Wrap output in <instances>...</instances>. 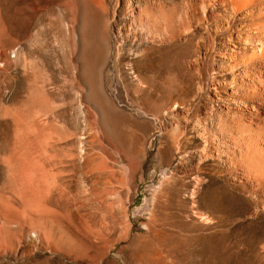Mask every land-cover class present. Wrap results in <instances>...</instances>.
Masks as SVG:
<instances>
[{
  "label": "rangeland",
  "instance_id": "374dc122",
  "mask_svg": "<svg viewBox=\"0 0 264 264\" xmlns=\"http://www.w3.org/2000/svg\"><path fill=\"white\" fill-rule=\"evenodd\" d=\"M99 1L110 8L108 10L104 5L106 10L111 11L117 6L119 11L113 24V31L110 32L111 58L104 67L105 91L109 100L112 99L110 102L115 110L114 112L112 107L113 113H106L105 118L107 122L111 121L108 123L117 137H122L116 140L104 133L97 109L84 101L87 89L80 80L75 57L76 29L80 19L85 22L83 29L85 28L86 38L88 37L89 41L94 40L89 24L95 17L92 10L100 8L99 5L103 7ZM140 1L144 7L141 11L143 18L149 20L153 18L152 21L167 19L182 23L185 0ZM115 2L116 0H0V264H150V260L151 264L153 262L156 264L158 260L157 264L160 262L166 264V261L168 264H263L260 246L264 241V213L257 215L256 219H248L247 214L252 212L253 202L239 186L232 185L226 165L218 162L210 153L215 127L214 116H210L209 113L211 109L213 112L216 109L211 91L212 72L216 66L210 49L212 28L197 30L184 38L186 41L179 38L180 41H171L172 43L168 41L162 45L149 41L145 43L139 39L144 36V31L131 20L134 0H126L127 5L120 6ZM118 29L123 32L126 29L130 30L126 36L128 38L121 44L114 35ZM74 36L76 39H73ZM206 38L209 42L197 65L194 60L197 55L196 47H199L201 41L207 40ZM130 50L134 54L129 55ZM117 53L120 54V58L115 63ZM86 54L88 55L84 52L85 56ZM41 63L45 66H42L43 70L49 69L46 74L50 79H54L52 81L55 86H49L47 89L51 95L40 101L36 83L44 73L42 69L40 70L42 72L38 71ZM88 64V70L92 72L94 62L87 60ZM221 96L226 97L224 92H221ZM174 103L179 104L178 107L175 106V111ZM183 111L184 113L188 111L185 116L181 114ZM197 118H200V121ZM43 125L46 128L43 127L44 130ZM130 126L133 132L129 131L130 128L128 130ZM175 126H178L176 131L179 129L181 131H173ZM88 128H91L89 132ZM150 131H153L152 134ZM45 133L51 134L48 135L52 137L48 139ZM94 133L95 139H99L94 140L96 143L89 141L93 140ZM177 133L181 134V138L180 135L178 139L175 137ZM172 134H175L177 142ZM43 136L47 137L46 140ZM143 137L148 140H145L147 144L143 148L146 154L139 160L132 154L131 149L139 148V142ZM42 139L46 143L51 139L50 145L44 143L48 145H44L46 150L48 148L46 155L52 157L47 161L52 159L56 162L53 158H57L60 159L57 162H64L75 156V161L73 158L69 159L70 162L67 161L71 166L64 162L65 174L68 173V176L63 174L72 184L70 194L73 196L68 194L71 197L60 200V205H56V208L46 204L49 209L46 207L45 213L42 203L37 204L41 206L39 208L41 211L36 205L40 204L38 200L36 202V198L39 199L36 197L38 195L36 161L39 160L36 151L39 145H42L39 143L44 142ZM132 139L135 143L131 142ZM87 141L94 143L95 146L86 143ZM97 141H101V145L99 142L97 144ZM125 142L133 143V147L131 145L132 148H128ZM51 145L58 153L52 150ZM98 145L103 146L105 151L103 152L100 146L99 151ZM57 147L64 151L56 150ZM179 150H184L185 153ZM68 151L70 155L72 151L73 155L67 157ZM65 152L67 158L63 160ZM130 157H135V161L138 162L136 163L133 158L130 160ZM72 164H75V169H72ZM96 166V172L101 170L105 174H99L102 175L99 182L104 183L101 185L98 182V190L102 193L100 191L97 195L89 192L90 188L86 183ZM106 166L113 169L112 172L109 171L110 168L107 171L113 175L115 172L113 179L116 180L112 179L113 175L107 176L111 173L105 172ZM81 172H84L83 177ZM88 175L90 176L87 177ZM106 176L113 180L110 179L108 185L105 183L108 181ZM112 182L113 187L109 186ZM104 184L111 187V191ZM104 186L108 190L107 193L105 188V192L102 189ZM87 187L89 189H86ZM83 188L88 190L89 194L86 191L83 194ZM193 189L197 191H193L194 194ZM109 192L111 194L108 196ZM101 194H104L102 198L99 196ZM100 199L105 201L101 202ZM104 203L106 204L103 205ZM234 209L238 210L237 214L234 213ZM155 218L156 221L153 220L155 222L151 221ZM164 218L168 220L164 221ZM152 223L158 225L154 224L156 226L154 228ZM162 227L164 228L161 229ZM157 229L159 234L156 232ZM160 232H163V237ZM165 250L167 252L164 253ZM162 253L165 258L162 257ZM149 254L150 256H147ZM158 255L161 258L157 257Z\"/></svg>",
  "mask_w": 264,
  "mask_h": 264
},
{
  "label": "bare ground",
  "instance_id": "6f19581e",
  "mask_svg": "<svg viewBox=\"0 0 264 264\" xmlns=\"http://www.w3.org/2000/svg\"><path fill=\"white\" fill-rule=\"evenodd\" d=\"M105 1V0H104ZM143 1V0H142ZM183 1V0H182ZM66 2V1H65ZM68 2V1H67ZM73 2V1H72ZM89 2V1H88ZM94 2V1H93ZM96 2V1H95ZM101 4V1H99ZM118 6L120 5H124L126 4V0H116ZM115 2V3H116ZM70 4V2H68ZM75 5L77 4L76 2H74ZM73 3V4H74ZM83 3V2H82ZM87 3V2H85ZM84 3V4H85ZM114 3V4H115ZM66 4V3H63ZM92 4V3H90ZM97 4V3H96ZM103 7H101L99 5L100 8H96L93 13H95V17L94 20H92L89 24L91 25L90 30H92L93 32V41L92 40H88L86 38L84 29H83V25H84V21L82 19H80L79 25L77 26L76 29V37H77V41H75L77 43V52L75 57H76V61L78 62V67H79V77L81 82L83 83V85L86 86V94L84 96V101L87 104H91L92 106H94L97 109V112L99 113V116L101 118V124H102V129L104 131V133H106L108 136H110L112 139L116 140L117 138V134L115 133V131L112 129V127L109 125V123L111 122H107L105 115L106 113L112 112V102H110L111 100H109L107 93L105 91V86H104V67L106 66L107 62L109 61L110 54H111V47H110V32L113 31V24L114 21L117 17V13L119 12L117 10V6H115L116 8L113 9L114 7H112L113 10H110V8H108L106 6V4H104V2L102 3ZM101 4V5H102ZM113 4V5H114ZM154 4V3H153ZM152 4V5H153ZM181 4V3H180ZM52 5V4H51ZM60 5V4H59ZM86 5V4H85ZM106 6V8L108 10H106L104 7ZM110 5V4H109ZM112 5V4H111ZM127 5V4H126ZM129 5V4H128ZM133 8H132V22L133 24H137L138 27L144 31V36L139 37V39L142 42H154V43H164V42H171V41H177L179 40V38H183V40H185L184 38H186L187 36L191 35L193 32L197 31V30H202L205 29L206 27L208 28H212L211 30V45L210 49L212 52V57H213V61L215 62L216 66H215V71L212 72L213 74V81L211 80V91H213V100L215 101L216 104V109H215V113L213 112V109H211L212 113L210 112L209 115L210 116H214V127H215V133H214V142L211 145V152L213 157H215L217 159L218 162H223L224 165H226L229 174H230V181H232V185L233 186H239L241 188V190L251 199V201L253 202V209L252 212L247 214V217L249 220H252L253 218H255L257 215L259 214H263L264 213V0H185V4H183L185 6L184 12H183V16H182V23L180 24L178 21H174V20H167V19H163V20H157V21H152L146 18H143L142 15V9L144 8L141 1L140 0H134L133 2ZM131 5V6H132ZM150 5V4H148ZM160 5V4H159ZM172 5V4H171ZM175 4H173L172 6H174ZM182 5V6H183ZM49 6V5H48ZM46 6V7H48ZM92 6V5H91ZM90 6V7H91ZM97 6V5H96ZM156 6V5H155ZM158 6V4H157ZM165 6V5H164ZM169 6V5H168ZM177 6V5H176ZM181 6V5H179ZM53 8V7H52ZM65 8V7H64ZM67 8V6H66ZM65 8V9H66ZM70 8V6L68 7ZM85 8V6H84ZM64 9V10H65ZM121 9V8H120ZM167 9V8H166ZM78 10V8H77ZM76 10V11H77ZM151 10V9H150ZM160 10V8H159ZM168 10V9H167ZM171 10V9H170ZM181 10V8L179 9ZM43 11V10H42ZM49 11V8H48ZM53 11V10H52ZM51 11L52 15L53 12ZM70 11V9H69ZM72 11V10H71ZM70 11V12H71ZM74 11V9H73ZM47 12V11H46ZM85 12V11H84ZM129 12V11H128ZM45 13V11H44ZM49 13V12H48ZM50 13V16H51ZM74 13V12H73ZM77 13V12H76ZM122 13V12H121ZM167 13V12H166ZM171 13V12H170ZM176 13V12H175ZM179 13V12H178ZM87 14V13H86ZM147 14V13H146ZM182 14V13H181ZM46 15V14H44ZM76 15V14H75ZM74 15V16H75ZM78 15V14H77ZM150 15V14H149ZM158 15V14H157ZM180 15V14H179ZM90 16V15H89ZM153 16V15H151ZM169 16V15H168ZM181 16V15H180ZM46 17V16H44ZM49 17V16H48ZM47 17V18H48ZM76 17V16H75ZM87 17V16H86ZM162 17V16H161ZM43 18V17H41ZM71 18V17H70ZM130 18V17H129ZM84 19V17H83ZM91 19V18H90ZM56 21V20H55ZM90 21V20H89ZM2 22V21H1ZM58 22V20H57ZM73 22V21H72ZM75 23V22H74ZM73 23V24H74ZM179 23V24H178ZM50 24V23H49ZM131 25V24H130ZM129 25V26H130ZM136 26V25H135ZM75 27V26H74ZM72 28V27H71ZM89 28V27H88ZM87 28V29H88ZM74 29V28H73ZM137 30V29H136ZM135 30V31H136ZM74 31V30H73ZM134 31V29H133ZM75 32V31H74ZM130 30L128 31L126 29V31L123 32V30L118 29L115 30V36L117 38V40L120 42L119 44H121L123 42V40L127 39L128 34H129ZM138 32V31H137ZM132 33V32H131ZM88 34V31L87 33ZM91 34V33H90ZM141 34V33H140ZM91 35V36H92ZM131 35V34H130ZM129 35V36H130ZM143 35V34H142ZM75 37V36H74ZM73 38V39H76ZM90 37V36H89ZM195 37V36H194ZM194 37H192L194 39ZM207 40H203L201 41L202 43L199 45V47H196V53L197 55L195 56L196 60V64L199 61V59L202 57V53L206 51V47L208 45V38H206ZM187 40V39H186ZM185 40V41H186ZM191 40V39H190ZM180 41V40H179ZM182 42V41H181ZM172 43V42H171ZM190 43V42H189ZM148 44V43H147ZM168 44V43H167ZM153 45V44H152ZM157 45V44H156ZM182 45V43H181ZM179 45V46H181ZM159 46V45H158ZM119 51V49H118ZM84 52H87L88 55L86 54V56L84 55ZM199 53V55H198ZM208 53V52H206ZM134 54L133 51L130 50L129 55ZM142 54V53H141ZM145 54V53H143ZM201 55V56H200ZM204 55V54H203ZM136 56V55H135ZM44 57V56H43ZM42 57V59H43ZM139 57V56H138ZM120 58V54L117 53L116 57H115V63L119 61ZM45 59V58H44ZM204 59V58H203ZM87 60H91L94 62L93 65V69L92 72L88 70V66L87 65ZM42 61V60H41ZM187 61V60H186ZM185 61V62H186ZM191 61V60H189ZM193 61V60H192ZM191 61V62H192ZM46 62V61H45ZM44 62V64H45ZM202 62V61H201ZM43 63V62H42ZM41 63V68L38 70L40 71L42 69V65ZM188 63V62H187ZM47 64V63H46ZM45 64V66H47ZM118 64V63H117ZM190 64V63H189ZM188 65V64H187ZM192 65V63H191ZM198 65V64H197ZM44 66V67H45ZM118 66V65H117ZM131 66V65H130ZM9 67V66H8ZM199 67V66H198ZM196 67V68H198ZM46 69V68H45ZM132 69V67H131ZM180 69V68H179ZM189 69V67H188ZM43 70V69H42ZM49 71V69H47ZM47 70H43V75L42 77H40L39 82L36 83L38 84L37 86V93L40 96V101L42 100V98H47L48 95H51L48 93V87L52 86L55 84L53 83L52 80L54 79H50L49 75L47 76L46 71ZM196 70V69H195ZM194 70V71H195ZM134 71V70H133ZM198 71V70H197ZM42 72V71H40ZM182 72V71H181ZM186 73V72H185ZM39 74V73H37ZM36 74V75H37ZM198 75V73H197ZM41 76V75H40ZM137 76V75H136ZM135 77V76H134ZM37 78V76H36ZM38 79V78H37ZM136 79V77H135ZM38 81V80H37ZM177 82V81H176ZM142 83V80H141ZM198 83V82H197ZM143 85V84H142ZM171 85V84H170ZM210 85V84H209ZM144 86V85H143ZM167 87V86H166ZM183 87V86H182ZM145 88V87H144ZM177 88V86H176ZM181 88V87H180ZM199 88V87H197ZM168 89V88H167ZM166 90V89H165ZM175 90V89H174ZM140 91V90H139ZM199 91H201L199 89ZM198 92V90H197ZM210 92V91H209ZM221 92H224L226 97L223 98V96H221ZM195 93V92H194ZM177 94V93H176ZM182 94V92H181ZM187 94V93H186ZM170 95V94H169ZM212 95V94H211ZM178 96V95H177ZM180 96V95H179ZM198 96V95H197ZM210 96V95H209ZM49 97V96H48ZM171 97V96H169ZM196 97V96H193ZM197 98V97H196ZM50 98H48L49 100ZM183 99V98H182ZM191 99V98H190ZM35 100V99H34ZM161 100V99H160ZM165 100V99H164ZM212 100V101H213ZM191 101V100H190ZM195 101V100H194ZM193 101V102H194ZM44 102V101H43ZM145 102V101H144ZM173 102V101H172ZM184 102V101H183ZM192 102V101H191ZM45 103V102H44ZM172 104V103H171ZM170 104V105H171ZM178 103H174V111H175V106L178 107L179 104ZM186 104V103H185ZM114 105V104H113ZM182 105V104H181ZM180 105V106H181ZM191 105V104H190ZM197 105V104H196ZM45 106V105H44ZM184 106V105H183ZM195 106V105H194ZM213 106V104H212ZM211 106V107H212ZM45 108V107H44ZM182 108V107H181ZM170 109V108H169ZM180 109V108H179ZM185 109V107H184ZM194 109V108H193ZM114 110V107H113ZM177 110V109H176ZM189 110V107H188ZM208 110V109H207ZM117 111V110H116ZM173 111V110H172ZM170 111V112H172ZM115 112V110H114ZM179 112V111H178ZM188 112V111H187ZM185 112V113H187ZM193 112V111H192ZM208 112V111H207ZM111 113V114H112ZM117 114H119L118 112H116ZM122 113V112H121ZM165 114V112H162ZM184 111L181 112L182 116L185 114ZM190 113V111H189ZM110 114V115H111ZM168 114V113H167ZM166 114V115H167ZM173 115V114H172ZM176 115V114H175ZM187 115V114H186ZM41 116V115H39ZM165 116V115H164ZM163 116V117H164ZM185 116V115H184ZM200 116V115H198ZM113 117V115H112ZM116 117V116H115ZM120 117V116H117ZM172 117V116H170ZM169 117V119H170ZM176 117V116H175ZM197 117V115H196ZM39 118V117H38ZM184 117V121H185ZM188 118V117H187ZM201 118V117H200ZM199 118V119H200ZM111 119V118H110ZM168 119V120H169ZM173 119V117H172ZM177 119V118H176ZM174 119V120H176ZM192 119V118H191ZM198 118L197 120L200 121ZM209 119V118H208ZM107 120H109V118L107 117ZM174 120L172 123H174ZM202 120V119H201ZM211 120V118H210ZM213 120V119H212ZM167 121V120H166ZM171 121V120H170ZM177 121L180 124L179 119H177ZM188 121V120H187ZM193 121V120H192ZM162 122V121H161ZM168 122V121H167ZM212 122V121H211ZM34 123V122H33ZM123 123V122H122ZM170 123V122H169ZM170 123V124H172ZM182 123V122H181ZM184 123V122H183ZM190 123V122H188ZM201 124V122H198ZM207 123H209L207 121ZM119 124V123H118ZM185 124V123H184ZM187 124V123H186ZM197 124V125H200ZM206 124V123H205ZM47 127V124H45ZM162 125V124H160ZM165 125V123H164ZM177 125V124H175ZM190 125V124H189ZM196 125V126H197ZM209 125V124H208ZM212 125V127H213ZM40 126V125H39ZM132 126V125H131ZM131 126L128 127V130L130 128L129 131L133 132L131 129ZM183 126V125H182ZM186 126V125H185ZM37 127V126H36ZM45 128V126H42ZM152 127V126H151ZM160 127V126H159ZM163 127V126H162ZM172 127V126H171ZM178 127V126H177ZM177 127L175 126L173 131L177 130ZM184 127V126H183ZM199 127V126H198ZM203 127V126H202ZM50 128V127H49ZM48 128V129H49ZM52 128V127H51ZM115 128V126H114ZM117 128V127H116ZM123 128V127H122ZM121 128V129H122ZM127 128V127H126ZM173 128V127H172ZM180 128V126H179ZM186 128V127H185ZM194 128V125H193ZM192 128V129H193ZM200 128V127H199ZM206 128V126H205ZM46 129V128H45ZM91 128H88V132L90 131ZM165 129V127H164ZM41 130V129H40ZM44 130V129H43ZM43 130H41V133L43 134ZM155 130V129H152ZM167 130V129H166ZM184 130V129H183ZM186 130V129H185ZM198 130V129H197ZM203 130V129H201ZM200 130V131H201ZM93 131V130H92ZM123 131L125 132V129H123ZM128 131V132H129ZM165 131V130H163ZM172 131V132H173ZM179 132L181 131V129L178 130ZM176 131V132H178ZM189 131V130H188ZM193 131V130H192ZM191 131V132H192ZM211 131V130H210ZM214 131V130H213ZM149 132V131H148ZM147 132V133H148ZM153 131H150V133ZM195 132V130H194ZM193 132V134H194ZM205 132V129H204ZM47 133V130H46ZM45 133V134H46ZM93 132H90V134ZM119 133V131H118ZM122 133V132H121ZM149 133V135H150ZM165 133V132H164ZM174 133V132H173ZM184 133V132H183ZM207 133V132H206ZM49 134V133H48ZM46 134L49 137L51 134ZM88 134V133H87ZM126 134V133H125ZM152 134V133H151ZM178 134V136H176ZM175 135V137L178 139L179 135L181 138V134L177 133ZM185 134V133H184ZM188 134V132H187ZM197 134V133H196ZM205 134V133H204ZM210 134V132H209ZM44 135V134H43ZM93 136L95 135L92 134ZM106 135V136H107ZM122 136V134H120ZM173 135V134H172ZM174 135L172 137H174ZM203 136V134H201ZM37 136V135H36ZM93 136L91 138H93ZM143 136V135H141ZM201 136V137H202ZM208 136V134H207ZM206 136V137H207ZM211 136V135H209ZM42 137V135H41ZM44 137V136H43ZM131 137V136H130ZM171 137V136H170ZM176 142L178 141L177 139H175ZM190 137V136H189ZM194 137V136H193ZM212 137V136H211ZM38 138V137H37ZM36 138V139H37ZM47 138L46 136L44 137V139ZM90 138V135H89ZM96 135L94 136L93 140H89L90 142H94L96 140L99 139H95ZM122 138V137H120ZM119 138V139H120ZM126 138V137H125ZM140 138V137H139ZM150 138V137H148ZM169 138V136H168ZM191 138V137H190ZM189 138V139H190ZM198 138V137H196ZM203 138V137H202ZM42 139V140H44ZM86 139V137H85ZM88 139V138H87ZM110 139V138H109ZM138 139V138H137ZM171 139V138H170ZM186 139V137H185ZM193 139V138H192ZM46 140V139H45ZM44 140V142L39 143L42 145H39V149L41 148L42 150H39L37 148L38 151H40V153L38 154L36 151V154L38 156V162L36 161V170H37V174L38 176H36V186H37V190H36V197H38L39 199L36 198V202H40L36 203V205H41L42 203V207L45 211L47 210V208L49 209V207H47V205H50L51 207L55 206V208L57 207L56 205H60L59 202L60 200L64 199L66 200L69 199L68 194H70V182H68L66 180V177L68 176L67 172H69V170L66 172L67 174H65V167L66 165L64 164V162L66 160H64L65 158L72 156L73 153L71 151V155L69 154L68 151V156L65 155L67 152L64 153V157L63 160L64 162H57V158H53V160H55L56 162H53L52 159L50 161H47V159L50 157L49 154L46 155V153L48 152V148L47 150L45 149V145L44 143H46V141ZM51 140V139H50ZM50 140H47V143L49 144ZM95 140V141H94ZM122 140V139H121ZM130 140V138H129ZM134 139H132L131 142H133ZM145 140H147L145 137H143L141 139V141L139 142V148L137 149H131L133 147V143H135V141L131 144L126 143L125 142V146H127L128 148L131 149L132 154L139 160H142L145 156L144 152L145 150H143V148L145 147V145L147 143H145ZM174 140L172 139L173 143ZM181 140V139H180ZM179 140V141H180ZM188 140V139H187ZM191 140V139H190ZM205 140V137H204ZM59 141V140H58ZM113 141V140H112ZM120 142V140H118ZM148 141V140H147ZM146 141V142H147ZM208 141V140H206ZM213 141V139H212ZM53 142V141H51ZM101 143V141H97V144ZM124 142V141H122ZM185 142V141H184ZM183 142V143H184ZM187 142V141H186ZM211 142V140H210ZM46 143V144H47ZM57 143V142H56ZM88 144V141L86 142ZM92 143V146H95V144ZM118 143V142H117ZM165 143V142H164ZM169 143V142H168ZM179 143V142H178ZM182 143V142H181ZM204 143V142H203ZM53 144V143H52ZM58 144V143H57ZM87 144V145H88ZM137 144V143H136ZM187 144V143H185ZM206 144V143H204ZM211 144V143H209ZM45 145V146H44ZM50 145V144H49ZM101 145V144H100ZM98 148L99 149V146ZM132 145V147H131ZM173 146V144H171ZM177 145V144H176ZM43 148H42V147ZM52 146V150L55 151ZM125 146H123L124 148H126ZM189 146V145H188ZM38 147V145H37ZM64 147V146H63ZM97 147V145H96ZM165 147V146H164ZM163 147V148H164ZM178 147V146H177ZM183 147V145H182ZM51 148V147H50ZM59 147H57L56 150ZM66 148V147H65ZM68 148V147H67ZM71 147H69V150H73L70 149ZM91 148V147H90ZM93 148V147H92ZM100 148H102L101 150L104 152L105 150H103V146ZM181 148V147H180ZM179 148V149H180ZM187 148V147H186ZM205 148V147H204ZM128 149V150H130ZM171 149V148H170ZM184 149V148H183ZM203 149V148H202ZM50 150V149H49ZM51 150V151H52ZM62 151H64L63 149H61ZM59 150V151H61ZM67 150V149H66ZM91 150V149H90ZM174 150V149H173ZM172 150V151H173ZM185 150V149H184ZM182 150V151H184ZM205 150V149H204ZM208 150V147H207ZM47 151V152H46ZM98 151V150H97ZM100 151V149H99ZM101 151V152H102ZM144 151V152H143ZM176 151V149H175ZM181 151V150H179ZM178 151V152H179ZM181 151V152H182ZM57 152V151H55ZM188 152V151H187ZM186 152V153H187ZM192 152V151H191ZM202 152V151H201ZM200 152V153H201ZM204 152V151H203ZM58 153V152H57ZM185 153V151H184ZM131 154V153H129ZM127 154V155H129ZM178 154V153H177ZM189 154V153H188ZM192 154V153H190ZM55 155V154H53ZM174 154H172L173 157ZM186 155V154H184ZM183 155V156H184ZM201 155V154H200ZM206 155V154H205ZM211 157V154H209ZM52 156V155H51ZM67 156V157H65ZM187 156V155H186ZM47 157V158H46ZM74 155H73V159H74ZM126 157V156H125ZM134 157V158H135ZM175 157V156H174ZM181 157V156H180ZM185 157V156H184ZM199 157V156H198ZM203 157V156H202ZM52 158V157H50ZM59 158V156H58ZM71 158V157H70ZM69 158V159H70ZM71 158V159H72ZM130 157V160H132ZM133 158V160L135 161V159ZM178 159V157H175V159ZM186 158V157H185ZM68 159V160H69ZM127 159H129V157H127ZM172 159V158H171ZM182 158H180L181 160ZM206 159V158H204ZM62 160V159H61ZM67 160V161H68ZM90 160V159H89ZM92 160V159H91ZM145 160V159H144ZM174 160V159H173ZM172 160V161H173ZM184 160V159H183ZM187 160V158H186ZM66 161V162H67ZM73 161V160H72ZM75 161V159H74ZM73 161V162H74ZM170 161V160H169ZM176 161V160H175ZM70 162V160H69ZM92 161H90L91 163ZM133 162V161H132ZM136 163L138 162L135 161ZM141 162V161H140ZM139 162V163H140ZM174 162V161H173ZM177 162V161H176ZM181 162V161H178ZM68 163V162H67ZM130 163V161H129ZM69 164V163H68ZM71 164V163H70ZM69 164V165H70ZM92 164V163H91ZM132 165L134 164L131 163ZM130 164V165H131ZM171 164V163H170ZM174 164V163H172ZM181 164V163H180ZM183 164V163H182ZM67 165V166H69ZM73 165V164H72ZM77 165V164H76ZM71 166V165H70ZM88 166V165H87ZM101 166V165H100ZM171 166V165H170ZM99 167V166H98ZM132 167V166H130ZM134 167V165H133ZM76 166L75 164L72 166V169H75ZM101 168V167H99ZM98 168V171L100 170ZM111 170H110V169ZM198 168V167H197ZM67 169V168H66ZM103 169V167H102ZM107 169H109V171H113V169L111 167L107 166L105 167V172L107 171ZM178 169V168H177ZM95 170V172H94ZM102 170V171H104ZM97 171V166L95 167V169H93V172H91L92 176L90 177V179L86 180V183L88 185V187L90 188H86L89 189L92 194L97 195L100 191L98 190V182L99 179L102 175H99L101 172H96ZM107 171V173L109 172ZM175 170H173L174 172ZM64 172V173H63ZM77 172V171H76ZM80 172V171H79ZM109 172V173H111ZM172 172V171H171ZM176 172V171H175ZM194 172V171H193ZM198 172V171H197ZM72 173V172H71ZM74 173V171H73ZM72 173V174H73ZM83 173L82 177H83ZM88 173V172H87ZM85 173V176L86 174ZM96 173V174H95ZM195 173V172H194ZM67 175V176H63ZM71 174V175H72ZM90 174V175H91ZM104 174V173H103ZM187 174V173H186ZM185 174V175H186ZM200 174V173H199ZM70 175V176H71ZM74 175H76L74 173ZM90 175H88L87 177H89ZM105 175V174H104ZM111 176L113 175V173L111 174H107V176ZM115 175V172H114ZM113 175L112 179L115 178ZM172 175V173L170 174ZM174 175V174H173ZM185 175H183L185 177ZM79 176V174H78ZM106 176V177H107ZM109 176V177H110ZM176 176V173H175ZM198 176V174H197ZM196 176V177H197ZM73 177V176H71ZM105 177V178H106ZM109 177H107L106 179L108 181H105V183L107 184V182L109 183L111 180L109 179ZM173 177V176H172ZM180 177V176H179ZM76 178V177H75ZM78 178V177H77ZM169 178H171L169 176ZM175 178V177H174ZM177 178V177H176ZM199 178V177H198ZM69 179V178H68ZM83 179V178H82ZM204 179V178H202ZM200 179V180H202ZM74 180V179H72ZM79 180V178H78ZM102 180H104L102 178ZM116 180V179H113ZM112 180V181H113ZM169 180V179H168ZM196 180V178H195ZM194 180V181H195ZM82 181V180H79ZM167 181V180H166ZM171 181V180H169ZM175 181V180H174ZM73 183V181H72ZM81 182H79L80 184ZM100 183V182H99ZM104 183V182H103ZM102 183V184H103ZM113 183V182H112ZM112 183H110L109 186H114V183L116 184L117 181H115L112 185ZM200 183V181H199ZM77 183V185H79ZM84 185V183H82ZM101 184V183H100ZM101 184V185H102ZM104 184V185H106ZM76 185V187H77ZM82 185V186H83ZM86 185V186H87ZM108 185V184H107ZM106 188L108 190L111 189V187H107ZM198 185H196L197 187ZM84 187V186H83ZM85 188V187H84ZM83 188V189H84ZM101 188V187H100ZM105 186L102 188L103 191L106 189H104ZM195 188V187H194ZM105 190L104 192L107 193L108 190ZM114 189V188H113ZM79 190V189H77ZM75 190V191H77ZM195 189L192 190V193ZM84 191H86L85 189L83 190V194ZM111 191V190H110ZM115 192V190H113ZM113 191L111 192L113 195ZM88 194V190L86 191ZM197 192V191H194ZM80 193V191H79ZM78 193V194H79ZM102 193V191L100 192ZM99 193V194H100ZM109 192L108 196L111 194ZM91 194V195H92ZM194 194V193H193ZM192 194V195H193ZM196 194V193H195ZM72 195V194H70ZM77 195V194H76ZM104 194L99 195L100 198H102L101 196ZM106 195V194H105ZM111 195V196H112ZM115 195V193H114ZM191 195V194H190ZM198 194H196L197 196ZM73 196V195H72ZM81 196V195H80ZM98 196V197H99ZM107 196V198H108ZM194 196V195H193ZM194 196V197H196ZM245 196V195H244ZM246 196V197H247ZM79 197V196H78ZM93 197V196H92ZM166 197V196H165ZM73 198V197H72ZM104 198V197H103ZM94 199V198H93ZM98 199V198H97ZM106 199V197H105ZM195 199V198H194ZM38 200V201H37ZM96 200V199H95ZM101 200V199H100ZM108 200V199H107ZM193 200V198L191 199ZM103 200H101L102 202ZM105 201V200H104ZM103 201V202H104ZM62 202V201H61ZM75 202V201H74ZM84 202V201H83ZM96 202V201H95ZM93 202V204L95 203ZM98 202V201H97ZM96 202V203H97ZM107 202V201H106ZM72 203V201H71ZM92 203V202H91ZM47 204V205H46ZM106 203H104L103 205H105ZM194 204V203H192ZM196 204V203H195ZM37 205V206H38ZM46 205V206H43ZM69 205V203H68ZM198 205V204H197ZM102 206V205H101ZM100 206V207H101ZM107 206V205H106ZM109 206V204H108ZM196 206V205H194ZM41 206H38V209ZM47 207V208H46ZM68 208V206H67ZM193 209V206H192ZM195 209V208H194ZM198 209V208H197ZM40 210V209H39ZM42 210V209H41ZM40 210V211H41ZM64 210V209H63ZM49 211V210H48ZM237 209H234V213L237 214ZM195 212V211H194ZM193 212V213H194ZM197 212V211H196ZM156 213V212H155ZM42 214V213H41ZM198 214V213H196ZM152 215V213H151ZM159 215V214H157ZM155 215V217L157 216ZM195 215V213H194ZM153 216V215H152ZM197 216V215H195ZM154 218V216H153ZM160 218V217H159ZM162 218V217H161ZM171 218V217H170ZM198 218V217H197ZM258 218V217H257ZM158 219V218H157ZM164 221H167V218H164ZM167 219V220H166ZM256 219V218H255ZM155 220L152 219L151 221ZM160 220V219H159ZM163 220V219H162ZM161 220V221H162ZM153 221V222H155ZM246 221V219H245ZM158 222V221H157ZM149 223V222H148ZM163 223V222H162ZM160 223V224H162ZM169 223V222H168ZM174 223V221H173ZM151 224V223H150ZM153 227L155 228L158 223H152ZM154 224L156 226H154ZM170 224V223H169ZM165 225V224H164ZM168 225V224H167ZM149 224H148V228H149ZM174 226V225H173ZM161 227V226H160ZM152 228V225H151ZM159 228V227H158ZM164 227H162L161 229H163ZM167 228V227H166ZM165 228V229H166ZM160 229V230H161ZM172 229V228H171ZM159 230V231H160ZM174 231V230H173ZM181 231V230H180ZM99 232V231H98ZM158 232V229L157 231ZM155 232V233H156ZM166 232V231H165ZM161 235L163 232H160ZM97 234V233H96ZM157 234V233H156ZM159 234V232H158ZM99 235V234H97ZM154 235V234H153ZM167 235V234H166ZM169 235V234H168ZM239 235V234H238ZM157 236V235H156ZM155 237V236H154ZM160 237V236H159ZM163 237V235H162ZM190 237V236H189ZM158 238V236H157ZM161 238V237H160ZM166 238V237H165ZM182 238V237H181ZM99 239V238H98ZM102 240V239H101ZM150 240L151 237H150ZM155 239L153 238V241ZM161 240V239H160ZM163 241H165L162 238ZM161 240V241H162ZM149 241V240H148ZM158 241V239H157ZM162 241V243H163ZM159 242V241H158ZM189 242V241H188ZM154 243V242H151ZM160 243V242H159ZM161 243V244H162ZM168 243V242H167ZM157 244V243H156ZM160 244V245H161ZM182 244V243H181ZM154 245V244H153ZM167 245V244H166ZM173 245V244H172ZM188 245V244H187ZM186 245V246H187ZM243 245V244H242ZM152 246V245H150ZM169 246V245H168ZM244 246V245H243ZM155 247V246H154ZM153 247V248H154ZM156 247H158V245H156ZM160 247V246H159ZM158 247V248H159ZM162 247V246H161ZM173 248V247H172ZM243 248V247H242ZM245 248V247H244ZM241 249V248H240ZM161 250V248L159 249ZM170 250H172L170 248ZM169 250V251H170ZM179 250V249H178ZM191 250V249H190ZM194 250V249H193ZM154 251V249H153ZM163 252V250H162ZM167 252V250L164 251V253ZM151 253V252H150ZM156 253L158 254L159 252L156 251ZM185 253V252H184ZM142 254V253H141ZM156 254V255H157ZM163 254V253H162ZM145 255V254H144ZM169 255V254H168ZM167 255V256H168ZM175 255V254H174ZM173 255V256H174ZM260 255L261 258L264 259V241L261 243L260 246ZM147 256H150L147 255ZM155 256V254H154ZM153 256V258H154ZM160 255H158L157 257H159ZM170 256V255H169ZM155 257V258H157ZM162 257L165 258L164 254L162 255ZM151 258V257H150ZM152 258V259H153ZM161 258V256L159 257ZM171 258V257H170ZM174 258V257H173ZM172 258V259H173ZM144 260V258H141ZM158 259V258H157ZM150 260V259H149ZM168 260V259H167ZM171 260V259H169ZM168 260V261H169ZM146 261V259H145ZM154 261H156V259H154ZM161 261V260H160ZM159 262V260H158ZM156 262V264L158 263ZM154 263V262H153ZM152 263V264H153ZM162 263V262H160ZM159 263V264H160ZM169 263V262H168ZM166 261V264H168ZM143 264V263H142ZM150 264H151V260H150ZM264 264V263H263Z\"/></svg>",
  "mask_w": 264,
  "mask_h": 264
}]
</instances>
